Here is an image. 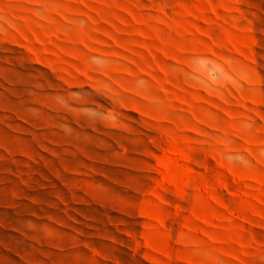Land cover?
I'll return each mask as SVG.
<instances>
[{
  "label": "rangeland",
  "instance_id": "374dc122",
  "mask_svg": "<svg viewBox=\"0 0 264 264\" xmlns=\"http://www.w3.org/2000/svg\"><path fill=\"white\" fill-rule=\"evenodd\" d=\"M0 264H264V0H0Z\"/></svg>",
  "mask_w": 264,
  "mask_h": 264
},
{
  "label": "crops",
  "instance_id": "0c3cea01",
  "mask_svg": "<svg viewBox=\"0 0 264 264\" xmlns=\"http://www.w3.org/2000/svg\"><path fill=\"white\" fill-rule=\"evenodd\" d=\"M168 157H169V159H167V161H166V159H165L164 167H165L166 172H167V171H168V173L170 172L169 174H173V173H174V170H175V173H177V174H174V177L171 176V175H168V174H167V175H168V177H169L173 182L176 183V180H177L179 177L183 176V175H184V172L182 171V169H178V168H177L178 171H176L177 169H175V168L172 167V164H173L172 162H173V161L171 160V157H170V156H168ZM168 157H167V158H168ZM169 166H170V167H169ZM171 169H172V170H171ZM170 170H171V171H170ZM179 170H181V171H179ZM180 172H181L182 174H181ZM179 174H180V175H179Z\"/></svg>",
  "mask_w": 264,
  "mask_h": 264
},
{
  "label": "bare ground",
  "instance_id": "6f19581e",
  "mask_svg": "<svg viewBox=\"0 0 264 264\" xmlns=\"http://www.w3.org/2000/svg\"><path fill=\"white\" fill-rule=\"evenodd\" d=\"M167 157H168V156H167ZM167 157L165 158L166 161H167V159H169V157H168V158H167ZM172 157H174V155H172ZM175 162H176V161H175ZM172 163H173V162H172ZM169 167H170V166H169ZM179 168H180V167H179ZM175 169H177V168H175ZM171 170H172V169H171ZM171 170H170V171H171ZM176 171H178V169H177ZM179 171H181V170H179ZM169 173H170V172H169ZM169 173H168V171H167V174H168V175H171V176H173V177H174V174H177V173H175V170H174V173H173V174H169ZM180 173H181V172H180ZM181 174H182V173H181ZM179 175H180V174H179Z\"/></svg>",
  "mask_w": 264,
  "mask_h": 264
}]
</instances>
